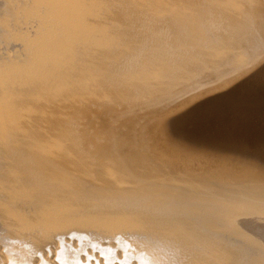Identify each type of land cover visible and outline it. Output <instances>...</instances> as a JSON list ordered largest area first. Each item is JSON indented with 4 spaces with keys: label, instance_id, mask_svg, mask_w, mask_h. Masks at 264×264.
<instances>
[{
    "label": "bare ground",
    "instance_id": "1",
    "mask_svg": "<svg viewBox=\"0 0 264 264\" xmlns=\"http://www.w3.org/2000/svg\"><path fill=\"white\" fill-rule=\"evenodd\" d=\"M237 1L0 0V264H264V113L123 150L146 98L264 73Z\"/></svg>",
    "mask_w": 264,
    "mask_h": 264
},
{
    "label": "rangeland",
    "instance_id": "2",
    "mask_svg": "<svg viewBox=\"0 0 264 264\" xmlns=\"http://www.w3.org/2000/svg\"><path fill=\"white\" fill-rule=\"evenodd\" d=\"M237 1V0H236ZM262 1H264V0H256V2H253L252 3V9L254 10V11H256L257 13H258V18H256L255 19V21H253L252 23L250 22L249 24L248 23H246L245 25H244V31H246L247 30V32H245V33H247L246 35H248L249 34V32L252 34L253 32H251V31H253V29H255V27L257 26H259V23L261 22V21H263V24H264V5H263V3L264 2H262ZM238 2V1H237ZM239 6H241V7H243L244 8V6L240 3L239 4ZM260 6V7H259ZM262 16V17H261ZM256 24H255V23ZM254 23V24H253ZM253 26H255V27H253ZM246 27V28H245ZM247 27H249V28H247ZM252 27H253V29H252ZM250 31H249V30ZM249 31V32H248ZM249 36V35H248ZM264 37V33H261V37ZM249 38V37H248ZM252 39V38H251ZM251 41H253V39L251 40ZM242 44V43H241ZM243 45V44H242ZM261 48V47H260ZM260 48H258L259 50H260ZM258 49H256V52H258L259 50ZM264 50V48L262 47V49H261V51H263ZM233 52H235V51H233ZM259 53H261V52H259ZM207 70V69H206ZM204 71V72H202V74H199L198 75V73H196V75H197V77H195V78H193V80L191 79V81L189 80V82H187V84H183V86H179L180 88H178L177 87V89L178 90H174V91H172V93H171V96H170V93H168V92H164V93H161L160 95H155V96H152V98L151 97H149V98H146V99H149V100H147L146 101V103L148 102V103H150V104H146L145 102H141L140 100V102L138 103L137 101V103H135V101H132V105H142L143 103H145V104H143V105H145L144 106V108H139V107H134L135 109L134 110H132V112H130V113H128V116H126L125 117V127H124V129H125V131H127L126 133L124 132V129L122 128V129H117V130H119V132L120 133H123L122 135H125V139L127 140V142H125V144L123 145V150L125 149V151H126V153H128V151H129V153H130V151L133 153V155L132 156H134L135 154H137V152H138V154H149L150 155V151L151 152H153V153H151L152 155L155 153V154H159L161 151V149L162 148H164L163 147V145L165 146L166 145V142L168 143V142H171V140L172 141H174V139L175 140H181L183 137H186V136H189V138H192V143H193V141H194V143L195 144H200L202 141L200 140V138H202L203 136L205 137L206 136V134L208 133V134H210L209 133V130H207V129H210L211 128V130H212V127L214 126V125H217V124H220L221 123V125L223 124V123H227V122H236V121H246L247 120V118L246 117H248L250 120L251 119H253V120H256V119H258V117L260 116V114L262 113H264V80H263V78H264V73H261V75H259V73H248L247 75H245L243 78L240 76L239 78V80L238 79H236V78H231V80H225L224 82L222 81V80H220V78H222V76L223 75H225V74H223L222 76H220L219 78H217L219 75H221V74H219L218 72H220V70H218V69H213L214 70V72H213V70H207V71ZM221 70H223L222 68H221ZM206 73H207V75H206ZM213 73V74H212ZM204 75V76H203ZM206 75V76H205ZM217 75V76H216ZM249 75V76H248ZM251 75V76H250ZM200 76V77H199ZM209 78H208V77ZM253 76H255L254 78V80H253ZM202 77V78H201ZM203 77H205V78H203ZM211 77V78H210ZM216 77V78H215ZM262 77V78H261ZM245 78V79H244ZM250 78V79H249ZM252 78V79H251ZM259 78H261V79H259ZM195 79V80H194ZM197 79V80H196ZM202 79V80H201ZM218 79H219V82H218ZM247 79V80H246ZM258 79V80H257ZM210 80V81H209ZM214 80V81H213ZM234 80V81H233ZM238 80V81H237ZM249 80V81H248ZM261 80V81H260ZM222 81V82H221ZM226 81H227V83H226ZM237 81V82H236ZM241 81V82H240ZM256 81V82H255ZM193 82V83H192ZM214 82V83H213ZM221 82V83H220ZM228 82H230V83H228ZM244 84H243V83ZM251 82V83H250ZM254 82V83H253ZM258 82V83H257ZM259 82H261V83H259ZM189 83V84H188ZM216 83V84H215ZM226 83V85H224ZM235 83V84H234ZM255 83H256V86H255ZM202 84V85H201ZM204 84V85H203ZM215 84V85H214ZM219 84V85H218ZM227 84H229V86L227 85ZM232 84V85H231ZM239 84V85H238ZM254 84V85H253ZM263 85V86H261V85ZM197 85H199V87L196 86ZM224 85V86H223ZM238 85V86H237ZM241 85V86H240ZM243 85V86H242ZM195 86V87H194ZM231 86V87H230ZM240 86V87H239ZM253 86V87H252ZM260 86V87H259ZM194 87V88H193ZM226 87H228L227 89H225ZM230 87V88H229ZM233 87H235V88H233ZM237 87V88H236ZM189 88H190V91H189ZM211 88V89H210ZM221 88V89H220ZM232 88V89H231ZM185 89H187V90H185ZM216 92H215V91ZM219 90V91H218ZM221 90H222V92H221ZM223 90L225 91V92H223ZM229 90V91H228ZM178 91L180 92L179 94H178ZM188 91V92H187ZM202 91V92H201ZM218 91V92H217ZM241 91V92H240ZM182 92V93H181ZM183 92H185V95L188 97L189 95V98H187L185 95H183L184 93ZM192 92V93H191ZM240 92V93H239ZM166 93V94H165ZM175 93H176V95H175ZM188 93V94H187ZM219 95H218V94ZM163 94V95H162ZM169 96H168V95ZM173 94L175 95V96H173ZM181 94V95H180ZM194 94L195 96H197V97H193L192 95ZM215 94V95H214ZM163 96V97H162ZM165 96H167V97H165ZM185 96V97H184ZM155 97H157V98H159V99H157V98H155ZM172 99H171V98ZM174 97L176 98V99H174ZM178 97H179V99H178ZM181 97V98H180ZM183 97V98H182ZM221 97V98H220ZM152 100H151V99ZM164 98V100H162ZM189 99V102H187L188 100L187 99ZM192 98V99H191ZM198 98H200V99H198ZM203 98V99H202ZM222 98H223V100H222ZM145 99V100H146ZM162 101H165V102H167V103H165V104H163L164 102H161V100ZM167 99H169L168 101H167ZM195 99V100H194ZM198 99V100H197ZM229 99V100H228ZM144 100V101H145ZM158 100V101H157ZM175 100H177V101H175ZM181 100V101H180ZM184 102H183V101ZM207 100V101H206ZM160 101V102H159ZM178 101H179V103H178ZM198 101V102H197ZM134 102V103H133ZM170 102V103H169ZM187 102V103H186ZM193 102H194V104H193ZM201 104H200V103ZM207 102V103H206ZM224 102V103H223ZM227 102H228V104H227ZM153 103V104H152ZM162 103V104H161ZM186 103V104H185ZM189 103V104H188ZM197 103V104H196ZM209 103V104H208ZM158 104V105H157ZM167 104V105H166ZM214 104V105H213ZM220 104V105H219ZM223 104V105H222ZM150 105V106H149ZM154 105V106H153ZM157 105V106H156ZM161 105L163 106V107H161ZM171 105V106H170ZM177 105V106H176ZM179 105V106H178ZM184 106V105H186V106H184V107H180V106ZM189 105H191L190 106V108L188 107ZM193 105V106H192ZM204 105H206V107H204ZM211 105H213V106H211ZM148 106V107H147ZM156 106V107H155ZM166 106V107H165ZM169 106V108L167 109V107ZM176 106V107H175ZM195 106V107H194ZM211 106V107H210ZM227 106L229 107V108H227ZM131 107V106H130ZM130 107H128V108H130ZM153 107H155L156 109H154ZM159 107V108H158ZM164 107H165V109H164ZM178 107H179V110H181L180 112H179V110H178ZM186 107V108H185ZM193 107V108H192ZM203 107V108H202ZM212 107H213V109H212ZM128 108H126V109H128ZM132 108V107H131ZM146 108V109H145ZM150 108V109H149ZM161 108H162V111H161ZM170 108H171V110H170ZM175 108H176V110H175ZM183 108H185V109H183ZM195 108V109H194ZM206 108H208V109H206ZM210 108V109H209ZM154 109V110H153ZM160 109V110H159ZM168 111H167V110ZM197 109H199L198 111H197V113H194V111L195 110H197ZM203 111H202V110ZM204 109H205V112H204ZM217 109V110H216ZM230 109V110H229ZM250 109L251 110H253V113H251L250 112ZM263 109V111H261ZM176 112H175V111ZM218 111V112H216V111ZM254 110L256 111V112H258V113H256V112H254ZM260 110V111H259ZM150 111V112H149ZM160 111H161V113H160ZM174 111V112H173ZM187 113V114H189V116L187 115V114H185V112ZM206 111H211L212 113H214V111L217 113H214V114H212L211 112L209 113V112H206ZM233 111V112H232ZM237 111V114L235 115V112ZM248 111H249V113H248ZM159 112V113H158ZM166 112V113H165ZM182 112V113H181ZM189 112V113H188ZM196 112V111H195ZM224 112V113H223ZM164 113V114H163ZM179 113H181V114H179ZM190 113H192V114H190ZM198 113H200V115L198 114ZM204 113V114H203ZM206 113V114H205ZM247 113V114H246ZM256 113V114H255ZM155 114H156V116H155ZM158 114V115H157ZM173 114V115H172ZM198 114V115H197ZM202 114H203V116H202ZM226 114V115H225ZM238 114H240V116L238 115ZM244 114V115H243ZM254 114V115H253ZM161 115V116H160ZM167 115V116H166ZM168 115L170 116V117H168ZM178 115H181L180 117L178 116ZM186 117H185V116ZM213 115V116H212ZM217 115L219 116V117H217ZM222 115V116H221ZM249 115V116H248ZM257 115V116H256ZM129 116H131V117H129ZM134 116V117H133ZM162 116H163V118H162ZM221 116V117H220ZM233 116V117H232ZM261 116H264V114L263 115H261ZM157 117V118H156ZM161 117V118H160ZM165 117H167V119L165 118ZM183 117H185V118H183ZM193 117V118H192ZM196 117H200V120H202L201 122L199 121V119L198 118H196ZM224 117V118H223ZM226 117H227V119H226ZM232 117V118H231ZM239 117V118H238ZM251 117V118H250ZM130 118V119H129ZM158 118H160V119H162L161 121H160V119H158ZM164 118H165V120L166 121H164ZM172 118H173V120H172ZM177 118V119H176ZM187 118L189 119V120H187ZM204 118H206V119H204ZM213 118H215V120L213 119ZM223 118V119H222ZM240 118H242V119H240ZM243 118H245V119H243ZM132 119H133V122H132ZM158 119V120H157ZM171 119V120H170ZM175 119V120H174ZM181 119V120H180ZM183 119H185V120H183ZM228 119H232L231 121L230 120H228ZM130 120V121H129ZM155 120V121H154ZM178 120V121H177ZM187 120V121H186ZM223 120V121H222ZM173 121V122H172ZM180 123V126L179 127H177L179 124L177 123ZM182 121H185V122H182ZM193 121V122H192ZM198 121V122H197ZM208 121H209V123H208ZM132 122V123H131ZM164 126L165 124V126H164V128L165 129H163L162 127H159V124L160 123ZM167 122V123H166ZM170 122V123H169ZM172 122V123H171ZM176 122V124H174ZM189 122H191L190 124H187V123ZM196 122V123H195ZM204 122V123H203ZM127 123H128V126H127ZM182 123V124H181ZM201 123V124H200ZM137 124H139V125H137ZM169 124V125H168ZM174 124V125H173ZM184 124V125H183ZM193 124H194V126H193ZM198 126H197V125ZM202 126V124H203V126L202 127H200V125ZM152 125V126H151ZM172 125H173V127H172ZM182 125V126H181ZM188 125V126H187ZM191 125V126H190ZM209 125H210V127H209ZM220 125V126H221ZM183 126H187V128L189 129V132H188V129L186 128V127H184L183 128ZM190 126V127H189ZM197 126V127H196ZM204 126H205V128H204ZM208 126V127H207ZM212 126V127H211ZM224 127V126H223ZM127 128V129H126ZM129 128V129H128ZM133 129V128H135V129H133V132H132V130H130V129ZM173 128V130H171ZM183 128V129H182ZM193 128V129H192ZM195 128L196 129H198V130H195ZM202 128H204V129H202ZM207 128V129H206ZM214 128V127H213ZM215 128H217L218 129V127H215ZM146 129H147V131H146ZM168 129V130H167ZM178 129V130H177ZM184 130L183 132L181 131V132H179V130ZM140 130H141V132H140ZM162 130H163V132H162ZM187 132H186V131ZM192 130H195L197 133H196V136H195V134H194V132L195 131H192ZM199 130H201V131H199ZM210 130V131H211ZM123 131V132H122ZM146 131V132H145ZM161 131V132H160ZM170 131V133H167V132H169ZM175 131V132H174ZM192 131V132H191ZM199 131V132H198ZM203 131V132H202ZM207 131V132H206ZM128 132H129V134H128ZM160 132V133H159ZM165 132V133H164ZM176 132H179V134L180 135H177L176 134ZM186 132V133H185ZM191 132V133H190ZM204 134V135H201L202 133ZM133 133H135V134H133ZM137 133H138V135H137ZM153 133H154V136H153ZM175 135H174V134ZM184 133H185V135H184ZM188 133L190 134V135H188ZM201 135V137H199V134ZM128 134V135H127ZM133 136H132V135ZM151 134V135H150ZM156 134V135H155ZM164 134L166 135V136H164ZM183 136H182V135ZM142 135V136H141ZM148 135H149V137H148ZM161 135V136H160ZM170 135V136H169ZM146 136V137H145ZM158 136H160V137H158ZM162 136H164V138H162ZM132 137H134V138H132ZM143 137H144V139H143ZM148 137V138H147ZM151 137H152V139H151ZM178 139H177V138ZM203 137V138H204ZM206 137H209L208 135L206 136ZM127 138H129V139H127ZM139 138V139H138ZM141 138V139H140ZM160 138V139H159ZM167 138V139H166ZM173 138V139H172ZM136 139V140H135ZM155 139V140H154ZM163 139V140H162ZM165 139H166V141H165ZM206 139V143L207 142H212V139L209 137V138H205ZM139 140V141H138ZM147 140V141H146ZM164 141V142H163ZM106 143V141H103V143ZM139 142H141V143H139ZM143 142V143H142ZM148 142V143H147ZM104 143V144H105ZM132 143V144H131ZM145 143V144H144ZM162 143H163V145H162ZM205 143V142H204ZM213 143V142H212ZM158 144V145H157ZM136 145V146H135ZM138 145H140L139 147H138ZM144 145V146H143ZM147 145V146H146ZM149 145H151V146H149ZM131 146V147H130ZM160 146H161V148H160ZM119 147H122L121 145L119 146ZM138 148V150L136 149V148ZM146 148V149H144V148ZM153 147V148H152ZM151 148V149H150ZM131 149V150H130ZM140 149V150H139ZM136 150V151H135ZM142 151L144 152V153H142ZM135 152V153H134ZM131 153V154H132ZM97 254V252L95 253V255ZM95 255H93V256H91V257H85L86 259H85V261H84V263L83 264H90V262H91V264H94V256ZM98 255V254H97ZM88 258H89V260H88ZM88 260V261H87Z\"/></svg>",
    "mask_w": 264,
    "mask_h": 264
}]
</instances>
